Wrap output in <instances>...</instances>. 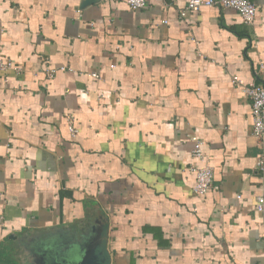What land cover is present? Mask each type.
Here are the masks:
<instances>
[{"label": "crops", "instance_id": "1", "mask_svg": "<svg viewBox=\"0 0 264 264\" xmlns=\"http://www.w3.org/2000/svg\"><path fill=\"white\" fill-rule=\"evenodd\" d=\"M249 1L251 25L188 0H0V52L22 69L0 78V264L26 236L74 238L78 264H264L258 143L234 83L264 84V0ZM43 59L63 68L52 80Z\"/></svg>", "mask_w": 264, "mask_h": 264}, {"label": "built area", "instance_id": "2", "mask_svg": "<svg viewBox=\"0 0 264 264\" xmlns=\"http://www.w3.org/2000/svg\"><path fill=\"white\" fill-rule=\"evenodd\" d=\"M131 10H138L145 6L150 0H123ZM161 1V0H151ZM219 7L235 11L242 22L246 25H251L254 22L256 14V6L249 0H188L187 9L191 12H198L201 8ZM44 68L43 76L47 80H52L58 70L63 68L51 67L47 64V60L43 59ZM19 75L22 71L19 67H12L10 62L0 52V78L5 77L10 72ZM235 85L245 95L250 105L251 133L256 138L258 143V154L255 160L254 169L264 181V84L261 81H255L246 84L240 79L234 80ZM65 122L68 128L69 135L75 137L79 130L75 125V121L71 116H66ZM204 142L197 141L193 144L190 151V156L194 160L202 161L205 158ZM192 171L195 174V184L193 191L198 196H206L213 187L214 173L210 166L201 165L193 167ZM256 209L259 212L263 211V196H256Z\"/></svg>", "mask_w": 264, "mask_h": 264}, {"label": "rangeland", "instance_id": "3", "mask_svg": "<svg viewBox=\"0 0 264 264\" xmlns=\"http://www.w3.org/2000/svg\"><path fill=\"white\" fill-rule=\"evenodd\" d=\"M31 240L32 242L40 243L43 239L35 237H20L18 242L16 240L11 241L10 247L15 246L18 253L12 255L14 261L13 264H78L76 257L83 255L79 252L71 251V241L74 238L64 236L61 240H56L53 237H44L43 244L28 245L24 244L25 240ZM61 241V242H60Z\"/></svg>", "mask_w": 264, "mask_h": 264}]
</instances>
